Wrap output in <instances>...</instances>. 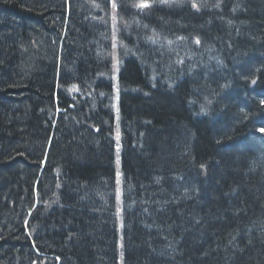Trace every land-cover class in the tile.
Returning a JSON list of instances; mask_svg holds the SVG:
<instances>
[{
  "label": "trees",
  "instance_id": "obj_1",
  "mask_svg": "<svg viewBox=\"0 0 264 264\" xmlns=\"http://www.w3.org/2000/svg\"><path fill=\"white\" fill-rule=\"evenodd\" d=\"M119 15L0 0V264H264V0Z\"/></svg>",
  "mask_w": 264,
  "mask_h": 264
},
{
  "label": "rangeland",
  "instance_id": "obj_2",
  "mask_svg": "<svg viewBox=\"0 0 264 264\" xmlns=\"http://www.w3.org/2000/svg\"><path fill=\"white\" fill-rule=\"evenodd\" d=\"M118 3V0L116 1V3L115 4H117ZM115 4H114V6H115ZM125 13H128V11L126 10V12ZM129 13H130V11H129ZM123 26V25H122ZM120 27V20H119V17H118V19H117V22H116V25H115V31H116V33L117 34H119V32L120 33H122V29H123V27ZM115 33V35L117 36V34ZM118 37V36H117ZM115 52H113V61L117 58V56H118V51H117V47H116V45H115V50H114ZM114 70L116 71V68H114ZM116 162H117V169L119 170V164H120V150H119V148H117V159H116ZM117 202H118V204H119V202H120V196L119 197H117Z\"/></svg>",
  "mask_w": 264,
  "mask_h": 264
},
{
  "label": "bare ground",
  "instance_id": "obj_3",
  "mask_svg": "<svg viewBox=\"0 0 264 264\" xmlns=\"http://www.w3.org/2000/svg\"><path fill=\"white\" fill-rule=\"evenodd\" d=\"M161 2H165V1H159V2H157V4H160ZM148 5H151V3H149ZM165 69V68H164ZM167 73H168V71H167ZM161 78L162 79H164V76L162 77L161 76ZM166 79V78H165ZM175 79H172V78H170V76H168V78H167V80L165 81V82H170V81H174Z\"/></svg>",
  "mask_w": 264,
  "mask_h": 264
},
{
  "label": "snow or ice",
  "instance_id": "obj_4",
  "mask_svg": "<svg viewBox=\"0 0 264 264\" xmlns=\"http://www.w3.org/2000/svg\"><path fill=\"white\" fill-rule=\"evenodd\" d=\"M136 6L137 7H147L148 5L141 3V4L136 5ZM193 6H195V5H193ZM253 83H255V81H253ZM262 103H264V101H262ZM259 131H261L262 133H264V129H260Z\"/></svg>",
  "mask_w": 264,
  "mask_h": 264
}]
</instances>
